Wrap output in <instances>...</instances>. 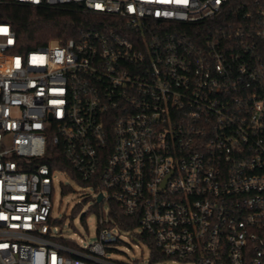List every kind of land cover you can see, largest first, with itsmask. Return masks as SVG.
I'll list each match as a JSON object with an SVG mask.
<instances>
[{"label":"built area","instance_id":"built-area-1","mask_svg":"<svg viewBox=\"0 0 264 264\" xmlns=\"http://www.w3.org/2000/svg\"><path fill=\"white\" fill-rule=\"evenodd\" d=\"M71 3L102 30L23 54L0 22V264H135L111 202L167 259L264 264V0H0ZM50 149L93 190L91 244L56 232Z\"/></svg>","mask_w":264,"mask_h":264},{"label":"trees","instance_id":"trees-1","mask_svg":"<svg viewBox=\"0 0 264 264\" xmlns=\"http://www.w3.org/2000/svg\"><path fill=\"white\" fill-rule=\"evenodd\" d=\"M105 20V17L86 12L81 5L76 3L60 6L59 8L32 7L23 4L0 6V22L11 24L17 35V49L19 53L23 54L39 47H45L53 41L64 43L70 39L78 38L81 33L93 28L102 30ZM49 152L55 154L59 162L57 165H52L53 168L59 167L68 170L70 176L79 181L74 170L63 160L58 150L50 149ZM71 190L70 185L63 187L64 194ZM111 203L110 217L114 221L110 222V227L118 225L125 231L135 230L139 227L138 216H126L118 203ZM93 207L97 211L98 207ZM86 218L87 214L85 213L81 217L83 223H86ZM141 238L151 243V239L147 234H141ZM150 248L152 250L151 263L167 259L166 256L157 252L152 245H150Z\"/></svg>","mask_w":264,"mask_h":264},{"label":"rangeland","instance_id":"rangeland-1","mask_svg":"<svg viewBox=\"0 0 264 264\" xmlns=\"http://www.w3.org/2000/svg\"><path fill=\"white\" fill-rule=\"evenodd\" d=\"M69 183L72 190L63 193L62 183ZM55 196L53 199L54 208L52 218L56 219L55 227L57 233L68 239H73L79 244L88 245L95 242L98 238L99 231V208L94 210V200L88 198L87 194H93L92 189H85L79 181L62 174H58L55 180ZM108 205L104 206L105 214L108 212ZM87 214L86 223L82 222L81 217ZM140 227L133 232L124 233L123 240L126 244H115V247L121 251L115 255L116 259L125 263L135 264H184L173 259L151 263V248L148 244L138 241L134 233H138Z\"/></svg>","mask_w":264,"mask_h":264},{"label":"water","instance_id":"water-1","mask_svg":"<svg viewBox=\"0 0 264 264\" xmlns=\"http://www.w3.org/2000/svg\"><path fill=\"white\" fill-rule=\"evenodd\" d=\"M102 201V195H100L99 197H98V202H101Z\"/></svg>","mask_w":264,"mask_h":264}]
</instances>
